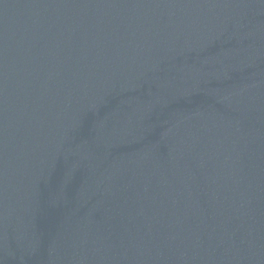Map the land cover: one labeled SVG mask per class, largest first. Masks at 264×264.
Listing matches in <instances>:
<instances>
[{"label": "water", "instance_id": "obj_1", "mask_svg": "<svg viewBox=\"0 0 264 264\" xmlns=\"http://www.w3.org/2000/svg\"><path fill=\"white\" fill-rule=\"evenodd\" d=\"M0 264H264V0H0Z\"/></svg>", "mask_w": 264, "mask_h": 264}]
</instances>
